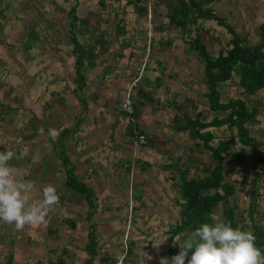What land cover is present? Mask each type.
I'll use <instances>...</instances> for the list:
<instances>
[{
    "label": "rangeland",
    "instance_id": "374dc122",
    "mask_svg": "<svg viewBox=\"0 0 264 264\" xmlns=\"http://www.w3.org/2000/svg\"><path fill=\"white\" fill-rule=\"evenodd\" d=\"M72 1L0 0V151L11 150L16 154L10 165L22 179L35 183L31 192L33 199L40 198L42 189L48 185L55 186L60 196L59 204L48 217L50 220L46 225L26 226L23 231H17L14 225L0 221V264L45 262L47 255L44 248L49 245L55 248L51 258L58 256L61 247L65 246L72 253L69 257L64 256L67 262L72 259L71 264H82L83 235L87 232L88 223L91 227L94 225L99 233L96 264H111V256L122 245L124 231L125 237L135 243L133 254L125 264H137L138 256L147 260V254L152 259L147 260L146 264H166L162 259H167L171 264V258L176 255V251L179 253L180 247L171 243L172 253L167 254L166 242L160 245L159 251L152 242L164 241L161 232L168 223L178 218L172 205L175 192L169 189L164 180L168 170L159 165L161 162L181 161L184 158L182 151L190 143L186 132H176L167 126L172 114L179 112L172 103L182 105L180 109H185L191 115L200 112L205 122L216 113L207 108L203 94L206 88L202 82V64L193 54L184 52L186 45L181 35L177 29L166 27L164 18L156 19L155 22L161 23L163 29L155 34L156 29L150 31V23L147 25L146 19L137 16L131 5L124 6V26L134 34L131 40L129 34L124 35L122 41L116 40L110 54H103L102 58L107 56L103 64L112 66L108 72L101 73L99 65L84 68L87 92L84 105V102L77 101L78 93L71 90L73 56L69 54L71 44L65 32L68 20L62 15ZM104 2L107 7L112 4L115 8L104 10L97 0H78L76 13L80 17L87 15L85 12L90 13L88 21L92 22L101 15L110 18L112 12L120 8L114 0ZM120 3L123 4V0ZM212 10L217 16L224 17L236 33L244 35L249 44L258 40L257 26L264 19V0H214ZM201 25L209 31L208 36L203 34L202 37L211 51L215 52L229 38L224 26L214 20H203ZM106 26L111 29L112 24ZM107 28L105 30L108 33L110 30ZM146 30L150 33L154 31L157 38L171 37V42L163 52L151 56L152 63L157 57L160 65L155 62L152 64L154 66L143 70L140 62L144 54ZM82 35L77 33L76 37L83 43ZM134 39L131 47L127 48V41ZM153 45L155 48L158 46L156 42ZM119 50H123V55L113 56ZM127 50L133 51L131 58L127 56ZM132 64L139 68L136 69L137 76L145 74L138 84L152 96V101L146 102L141 108L137 124L149 141L137 146L132 145L131 141L128 143L122 135L119 118L116 124H108L114 119L110 105L115 96H122V89L133 81H130L133 76L127 67ZM156 76L161 77L160 82L154 80ZM134 87L137 88V85ZM237 91V77H232L231 81H226L220 87V101L235 98ZM256 95L261 98V112L255 116L257 121L251 124L250 134L264 142V87ZM172 99L176 103L171 102ZM89 102L94 104L92 108ZM84 106L82 117L88 126L97 128L91 133L92 138L80 134L81 130L66 134L61 140L53 141L48 136L49 129L59 131L64 126L72 125L75 115ZM212 133L216 136L212 138V144L222 139L231 148L242 149L240 168H248L255 160L254 154L264 155V145L256 153H251L250 149L239 145L234 135L222 136L227 133L224 127L213 128ZM166 151L169 157L164 153ZM208 154L205 153L203 158H208ZM71 155L74 161L71 159L69 163ZM236 163L231 157L226 158L224 171L234 183L237 204L245 208L248 198L239 181L243 176L249 180L250 175L247 170L239 171ZM127 165L129 168L132 165L135 167L128 172ZM69 167L74 168L73 172L77 174V184L72 180L65 183L66 177L71 175ZM91 169L94 170L91 174L96 173V176H92V180H84L83 175L89 174ZM81 182L84 187L91 185L95 196L87 194L85 188L80 186ZM133 183V191L137 194L133 202L137 204L140 200L143 204L139 212L132 214V221H129L128 230H125L124 223L118 222V219L125 217L126 209H117L116 206L125 201ZM258 185L257 191L264 195V181ZM257 203L261 204V196ZM86 210L91 214L88 218L85 217ZM61 218L75 219L76 224L68 227L64 221H60ZM48 224L56 227V232L47 233ZM39 254H42L41 257ZM191 254L189 250L188 258ZM9 259L10 262L7 261Z\"/></svg>",
    "mask_w": 264,
    "mask_h": 264
},
{
    "label": "trees",
    "instance_id": "16d2710c",
    "mask_svg": "<svg viewBox=\"0 0 264 264\" xmlns=\"http://www.w3.org/2000/svg\"><path fill=\"white\" fill-rule=\"evenodd\" d=\"M213 1L152 0L148 4V0H123V4H121L120 0H114V3L118 4V6L120 5V8L112 12L110 18L109 16L103 17L101 15L96 18L99 22H95L96 20L89 22L90 13L85 12L87 15L78 16L76 13L78 0H73L62 14L68 20V28L65 32L71 44L69 54L73 56L71 66L73 70V88L71 90L78 93L77 101L80 103L84 102L85 105L87 96L85 94L87 92L85 89L86 80L83 75L84 68L86 66L91 68L99 65L101 73L108 72L112 66L103 64L107 57L102 58L103 54H110L112 44L116 40L122 41L124 35L129 34V38L133 36L134 33H130L132 30L129 31L124 26V6L131 5L132 11L137 16L142 17L144 20L146 19L147 25L150 23V31L156 29L157 32L155 34L160 33L163 29L161 23L155 22L158 17L165 19L166 27L177 29L181 35V40L186 45L184 52L190 55L193 54L202 64V82L206 88L203 94L206 98L207 108L216 113L212 114L211 119L205 122L202 120L204 117H202L200 112L191 115L185 109H180L182 105L178 106L172 103V106L179 112L175 111L172 114L167 126L170 130L176 132H186L189 135L190 143L185 150L183 149L184 158L181 161L161 162L159 165L162 169L168 170V176H165L164 180L168 183L169 189L175 192V196L172 198V205L178 215V218L174 222L168 223L166 229L160 234L166 240V253H172L169 246L171 243L177 247L178 244L174 243L177 237H179L177 243H183L190 233L203 223L219 221L230 224L233 228L239 227L242 230L252 232L256 237V247L264 254V223L262 222L264 218V195L257 191V186L259 187L260 185L258 183L264 181V155L254 154L256 155L255 160L249 164L248 168H240L242 158V149L240 147L233 149L222 139H219L215 145L211 143L212 138L216 137L212 133V129L224 127L227 133H223L222 136L234 135L239 145L242 148L250 149L251 153H256L258 148L264 145L261 138L250 134L251 124L257 121L255 116L261 112V98L256 95V92L264 87V19L257 26L258 40L253 44H249L244 35L236 33L225 22L224 17H219L214 13L212 10ZM97 3L102 8H105L104 10L108 9L110 11V9L115 8L114 6L112 7V4L107 7L104 0H97ZM93 18L95 19V16ZM203 20H214L217 24H222L229 34V38L215 52L209 49L207 42L202 37L203 34H207V36L209 34L208 29L201 25ZM106 25H110L111 29H108ZM102 27L107 28L110 32L107 33L105 28ZM146 32L147 30L144 35V54L140 62L144 67L143 70H147L148 66H154L152 64H155V62L160 65V60L155 57L156 53L163 52L165 47L171 42V37L161 39L155 36L154 31L152 33ZM77 33L83 34V43L78 41ZM129 38L126 40H129ZM134 41L135 39L131 42L127 41V48H130ZM153 42H156L157 48H155ZM122 51L119 50L113 56L115 54L116 56H122L124 53ZM153 53L155 58L152 63L151 56ZM127 56L131 58L133 51L127 50ZM127 67L131 70L129 74L133 76L130 81L132 79L133 81L130 86L127 83L124 87L125 89H122V96H115L110 105V113L114 119L108 124L111 126L113 123H117L119 118L123 122L122 135L127 138L128 143L131 141L132 144V139L135 135L137 136L136 132H138L144 137L143 141L139 142V145H145L149 138L141 129H138L137 124H139L138 117L141 113V108L145 106L146 102L152 101V96L138 84L139 79L143 78L145 74L137 76L138 71L136 69L138 67L134 64ZM136 76L138 77L137 79ZM232 77H237V96L235 98L229 97L224 102H221L219 99L220 87L226 81H231ZM154 80L160 82L161 77L156 76ZM135 85H137V88L134 87ZM133 87L135 88L134 91ZM124 97H127L131 102L132 112L129 115L116 108V104ZM171 102H175L174 99ZM84 111L85 106L76 114L74 125L59 130L58 140H61L66 134L75 132V128ZM217 112L219 113L217 114ZM207 152L209 153L208 158L206 156L205 159L203 156ZM164 153L169 157L168 151ZM228 157L238 162L236 165L239 167V171L243 170L245 172L247 170L246 172L250 175L249 180L244 179L243 176L239 181L241 188L245 189L244 193L248 198L245 208L237 204L234 183L229 180L228 174L224 171V161ZM145 164L148 165V163ZM126 168L128 172L131 169L129 165ZM69 170L71 175L69 178L66 177L65 183L71 180L76 183L75 176L77 177V174L73 173L72 167H69ZM134 183L130 185L132 190L127 191V196L124 198L125 201L121 202L122 204L118 203L116 206L117 209L121 207L126 209L125 217L118 219V222L124 223L125 230H128L129 221H132V214L136 211L139 212L143 204L140 200H138L137 204L133 202L137 195L133 191ZM80 186L84 187L85 185L81 182ZM84 188L87 194L95 196L91 185L87 184ZM259 196H261L260 205L257 203ZM90 216L91 214L86 210L85 217L88 218ZM215 217H217L216 220ZM60 221H64L68 227H74V224H76V220L71 218H61ZM87 227V232L83 235L85 236V241L82 247L84 253L82 264H96L99 233H97L94 225L91 227L88 223ZM46 229L47 233L56 232L57 230L56 227L54 228L49 224ZM123 234L122 245L118 248L117 253L111 256V264H116L118 260L125 264L127 259L133 254L135 243L125 237L126 231ZM54 249L52 245L46 246L44 248V252L47 255L45 262L35 261L33 264H71L72 259L67 262L66 257H64H69L72 254L67 247H61L58 256H52L51 258V253ZM190 251L192 253L194 250ZM175 253L178 254L177 251ZM41 255L39 254L40 257ZM7 261L10 262V259Z\"/></svg>",
    "mask_w": 264,
    "mask_h": 264
},
{
    "label": "clouds",
    "instance_id": "9594fccd",
    "mask_svg": "<svg viewBox=\"0 0 264 264\" xmlns=\"http://www.w3.org/2000/svg\"><path fill=\"white\" fill-rule=\"evenodd\" d=\"M59 134L57 129L48 131L53 141ZM15 156L11 150L0 151V221L14 225L17 231H23L26 226L46 225L60 201L57 188L45 186L41 197L33 199L31 192L35 183L22 179L10 165ZM178 239L174 243L179 245L180 251L171 258V264H185L186 260L187 264H264V254L255 245V235L224 222H205L192 231L183 243H177ZM165 241H152L153 247L159 251ZM193 249L188 258L189 250ZM147 256V260L152 259ZM147 260L138 256L137 264H146ZM161 261L169 264L167 259Z\"/></svg>",
    "mask_w": 264,
    "mask_h": 264
},
{
    "label": "crops",
    "instance_id": "0c3cea01",
    "mask_svg": "<svg viewBox=\"0 0 264 264\" xmlns=\"http://www.w3.org/2000/svg\"><path fill=\"white\" fill-rule=\"evenodd\" d=\"M89 68V67H88ZM92 68V67H91ZM96 69V68H95ZM85 70V69H84ZM96 74V72L94 73V75ZM85 77V76H84ZM110 89H112V88H110ZM109 89V90H110ZM99 90V89H98ZM102 90V89H101ZM112 104V103H111ZM88 105H90L89 107L90 108H92L93 106H94V104L93 103H91V102H89L88 103ZM79 112V111H78ZM77 112V113H78ZM82 115L83 114H81V118H80V121L78 122V125H77V127L75 128V132L74 133H77L79 130H81L80 131V134L82 133L83 135H85V136H87L88 138H92V136H91V133L93 132V131H97V128H93L92 126L90 127V126H88V123H86V121H85V118H83L82 117ZM75 119H76V115H75ZM75 119H74V121H75ZM85 124V125H84ZM116 124V123H115ZM120 124H121V126H122V124H123V122H120ZM72 125H74V122L72 123ZM71 126V125H70ZM64 127H67V126H64ZM69 127V126H68ZM117 129H115V131H116ZM99 133V132H98ZM116 136V135H115ZM73 160L74 161V157H73V155H71V157L68 159V161H69V163H70V160ZM81 158H79V160H80ZM83 159H86V156H83ZM82 159V160H83ZM132 167H133V165H132ZM131 167V168H132ZM73 171H75L74 170V168H73ZM92 171H94V170H92L91 169V172L89 173V174H85V175H83L84 176V180H86L87 178H91V180H92V176H96V173H94L93 175L91 174L92 173ZM74 173V172H73ZM75 175H76V172L74 173ZM81 180H82V177H79ZM90 184L92 183V182H89ZM89 185V184H88ZM177 247H179V245H177Z\"/></svg>",
    "mask_w": 264,
    "mask_h": 264
},
{
    "label": "built area",
    "instance_id": "2783aa9c",
    "mask_svg": "<svg viewBox=\"0 0 264 264\" xmlns=\"http://www.w3.org/2000/svg\"><path fill=\"white\" fill-rule=\"evenodd\" d=\"M152 0H148V4H150ZM149 17V16H147ZM116 108L120 111H123L127 115L132 112L131 102L127 97L121 98L120 101L116 104ZM137 136L132 139V145L137 146L139 142H142L144 137L142 134L136 132ZM116 264H122L121 260H118Z\"/></svg>",
    "mask_w": 264,
    "mask_h": 264
},
{
    "label": "bare ground",
    "instance_id": "6f19581e",
    "mask_svg": "<svg viewBox=\"0 0 264 264\" xmlns=\"http://www.w3.org/2000/svg\"><path fill=\"white\" fill-rule=\"evenodd\" d=\"M133 141V140H132Z\"/></svg>",
    "mask_w": 264,
    "mask_h": 264
}]
</instances>
